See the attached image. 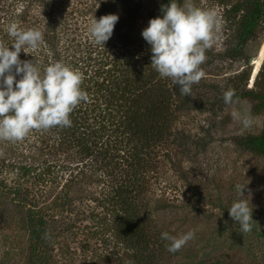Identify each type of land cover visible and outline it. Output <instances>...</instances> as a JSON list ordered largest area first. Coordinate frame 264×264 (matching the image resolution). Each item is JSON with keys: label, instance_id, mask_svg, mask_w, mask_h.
I'll use <instances>...</instances> for the list:
<instances>
[{"label": "rangeland", "instance_id": "374dc122", "mask_svg": "<svg viewBox=\"0 0 264 264\" xmlns=\"http://www.w3.org/2000/svg\"><path fill=\"white\" fill-rule=\"evenodd\" d=\"M112 1L0 0V47L13 43L6 31L11 23L21 29H38L43 42L34 50L28 48V54L22 51L19 59L36 61L41 73L57 61L76 69L89 97L94 84L90 79L114 69L112 62L119 67L116 71L132 63L133 71L136 65H151L150 45L141 32L150 19L159 16L163 0H139L141 8H132L138 12L131 27L122 28L121 33L114 28L104 46L94 45L87 31L89 23L93 17L104 16ZM191 3L215 10L222 22L217 42L205 51L206 59L200 65L204 75L193 85L197 95L209 94L212 86L222 94L244 92L245 88L264 94V55H260L264 36L250 41L244 57H231L238 46L240 18L255 4L264 8V0ZM126 11L117 25H128ZM110 13L117 14L114 7ZM122 35L127 36L125 40ZM150 71H142L140 78L160 85L172 83L152 66ZM248 73L249 80L240 83ZM201 86L206 88L199 90ZM220 94L216 97L222 100ZM222 103L215 101L213 111L182 112L171 123L172 135L192 139L189 154L182 153L183 148L160 145L150 155L149 165L125 156V171L114 152L102 162L95 155L75 157L80 148H60L63 141L50 129L30 130L21 141L0 139V264H264V156L236 144L237 138L264 134V109L257 111L259 103L250 98ZM99 104L107 109V104ZM233 111L248 116L251 125L245 128L233 119ZM199 141L207 146H197ZM82 165H87L86 172L79 173ZM48 169L51 176H46ZM120 175L130 187L146 184L140 204L147 205L152 252H143L118 234L121 211L119 215L115 212L120 210L115 193L120 183L115 177ZM237 185L245 187L244 196L237 192ZM241 198L252 210L251 230L246 233L228 213ZM32 226L38 227L39 238L32 236ZM188 231L195 233L194 238L178 252H168V241L161 239V233L178 236Z\"/></svg>", "mask_w": 264, "mask_h": 264}, {"label": "trees", "instance_id": "16d2710c", "mask_svg": "<svg viewBox=\"0 0 264 264\" xmlns=\"http://www.w3.org/2000/svg\"><path fill=\"white\" fill-rule=\"evenodd\" d=\"M176 2L181 3L182 0H176ZM168 3L169 0H163L160 8ZM112 7L117 12L116 15L119 16L118 22H120L123 12L127 9L128 17L124 20L128 25L119 26V23L114 27L116 32L121 33L122 28L131 27V24H133L132 20L135 18L133 15L138 10H132V8H141V4L139 0H113L105 15L111 14ZM158 15H161L160 9ZM239 21L238 46L231 53L232 58L244 57L250 41L255 40L260 34L264 36L263 6L255 4ZM120 37L125 40L127 36L122 35ZM112 63L114 69L104 70L100 74V78H86L90 79L89 82L94 83L93 86H89L90 89L88 90L90 100L78 104L70 114L71 126L50 128L52 131H57V136L63 142H67V144L60 142V148H80L81 153L79 155L75 154V157L86 155L89 159L95 155V157L101 159V162L114 152L117 154V159L120 160V169H123V171L128 165L125 156L134 158L136 162L149 165L150 155L160 145H172L178 149L183 148L182 153L189 154V144L192 139L180 133L176 136L172 135L171 123L177 119V114L185 111H192L193 109L213 111L211 106L214 107L215 101L224 102L223 99L219 100L216 97L220 93L223 96L221 90L217 86H212L209 94L197 95V87L192 85L190 95L185 96L180 93L179 86L173 82V84L160 85L158 82L153 83L140 78L144 77L143 73L141 75L142 71H145V73L152 72L150 71L151 65L148 68L146 64L139 67L136 65V71H133L134 68L131 69L130 67L135 65L132 63L128 65L127 69L116 71L115 69L119 67L115 65L116 62ZM133 72L138 73V75ZM260 74L261 72H258L254 81L255 84ZM249 77L250 73L243 74L240 83H243L244 79L245 82L248 81ZM160 87H165V89L161 90ZM202 88L206 87L201 86L199 90ZM232 91L234 92L233 101L250 98L259 103L255 108L257 111L264 109V94L255 93L246 88L243 90L244 92ZM91 98L93 99L91 100ZM100 101L107 104L106 110L100 107ZM223 108L222 103L220 109ZM99 113L104 114L105 117L104 115L100 116ZM199 144L204 147L207 146V143L205 145L204 142L199 141L197 146ZM236 144L244 151L264 156V134L259 137L237 138ZM85 158L83 157V159ZM86 166L82 165L79 173H82L83 170L86 172ZM50 169L52 170V168ZM50 169H48L46 176H51ZM85 172L83 176L87 174ZM115 178L120 183L115 193L117 197L115 204L118 206L120 204V210H115V212L121 211V217L118 216V234L125 242L140 248L143 252L147 250L152 252L150 250L151 238L147 223L150 217L145 212L147 205L142 206L140 204L145 197L146 184L138 183L137 187H130L128 180L124 179V175ZM117 213L119 215V212ZM32 236L40 237L38 227L32 226ZM151 249H154V246Z\"/></svg>", "mask_w": 264, "mask_h": 264}, {"label": "clouds", "instance_id": "9594fccd", "mask_svg": "<svg viewBox=\"0 0 264 264\" xmlns=\"http://www.w3.org/2000/svg\"><path fill=\"white\" fill-rule=\"evenodd\" d=\"M160 12L141 32L150 45L151 66L161 78H170L178 85L182 95H190L192 85L204 75L200 65L206 59L205 51L217 42L222 22L215 10L196 7L191 0H185L183 5L169 0ZM118 20L116 14L93 17L87 29L91 42L104 46ZM6 31L13 43L0 47V139L16 142L33 129L70 127V114L78 104L89 100L81 88L82 75L62 62L49 64L41 73L36 61L19 59L22 51L28 54V48L34 50L43 42L41 31L21 29L16 23L8 25ZM233 96L232 90L223 93L225 105L234 103ZM231 115L245 128L252 123L248 116L237 111ZM244 189L236 186L242 196ZM228 213L242 232L251 230L252 210L243 198L233 202ZM194 235L193 231L178 236L163 232L161 239L168 241V252L176 253Z\"/></svg>", "mask_w": 264, "mask_h": 264}, {"label": "bare ground", "instance_id": "6f19581e", "mask_svg": "<svg viewBox=\"0 0 264 264\" xmlns=\"http://www.w3.org/2000/svg\"><path fill=\"white\" fill-rule=\"evenodd\" d=\"M262 53H263V54H261V55H262V57H263V55H264V48H263V51H262Z\"/></svg>", "mask_w": 264, "mask_h": 264}, {"label": "water", "instance_id": "95a60500", "mask_svg": "<svg viewBox=\"0 0 264 264\" xmlns=\"http://www.w3.org/2000/svg\"><path fill=\"white\" fill-rule=\"evenodd\" d=\"M263 48H264V47H263ZM262 51H263V49H262ZM262 51L260 52V55L263 54Z\"/></svg>", "mask_w": 264, "mask_h": 264}]
</instances>
